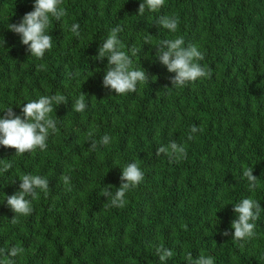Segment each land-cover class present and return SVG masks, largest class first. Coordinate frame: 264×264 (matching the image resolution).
I'll use <instances>...</instances> for the list:
<instances>
[{"label": "trees", "instance_id": "16d2710c", "mask_svg": "<svg viewBox=\"0 0 264 264\" xmlns=\"http://www.w3.org/2000/svg\"><path fill=\"white\" fill-rule=\"evenodd\" d=\"M142 0H63L66 15L51 18L53 46L42 59L8 30L33 10L34 0H0V116L12 107L60 93L68 104L54 106L59 131L44 151L16 155L0 146V248L20 246L15 264H160L155 248L175 255L167 264H188L201 254L215 264H264V211L255 237L234 241L233 205L244 198L264 209V0H165L157 11L137 14ZM161 15H178V32L157 25ZM78 23L79 36L70 29ZM140 53L134 69L149 82L135 93L116 95L103 87L107 59L95 60L110 30ZM178 35L197 45L213 69L211 79L171 87L166 66L156 56L160 40ZM149 40V44L145 41ZM43 65V68L39 66ZM85 95L83 113L72 110ZM192 125L202 128L188 140ZM107 134L108 145L90 151L87 132ZM185 144L188 157L169 163L156 149L170 141ZM138 161L144 181L126 194L124 208H104L106 185L119 187L122 168ZM253 167L258 186L250 190L243 170ZM49 179L50 193L32 201L29 216L16 215L6 196L19 190L23 174ZM62 175L71 177L64 185ZM70 188V190H69ZM243 245V247H241ZM4 259V258H0Z\"/></svg>", "mask_w": 264, "mask_h": 264}, {"label": "clouds", "instance_id": "9594fccd", "mask_svg": "<svg viewBox=\"0 0 264 264\" xmlns=\"http://www.w3.org/2000/svg\"><path fill=\"white\" fill-rule=\"evenodd\" d=\"M63 0H34L33 10L23 15L18 23H9L8 30L18 34L23 45L27 46L30 55L42 59L47 51L53 46V36L49 32V26L55 21L61 20L66 15L65 8L61 7ZM165 4V0H142L139 4L138 13L143 15L145 10L155 12ZM157 25L172 33L178 32L180 18L178 15H161L156 21ZM78 23L71 26L70 31L79 36ZM123 31L120 25L113 27L107 38L98 48V54L95 60L103 62L107 59V65L104 70L102 84L103 87L110 89L116 95H125L135 93L137 85L149 82V75L145 69H134L133 58L140 53V49L132 46L125 51V45L119 39V33ZM150 41L146 39L145 44ZM6 40L0 36V46L4 47ZM156 56L160 63L166 66L169 73L174 76L169 77L171 87L182 88L198 79H211L213 69L207 64L201 63L205 60V54L197 45L186 44L185 38L178 35L173 39L160 40L156 46ZM43 68V65L39 66ZM61 104L67 105L68 98L65 95L57 93L55 95L40 96L36 100H31L22 106L23 118L17 115L12 107L2 111L0 116V146L13 148L16 155H23L28 152H35L37 149L44 151L47 148V141L50 134L59 131L57 119L52 117L54 106ZM87 108L86 98L83 92L76 98L72 105V110L77 113H83ZM203 129L192 125L189 129L187 139L192 140L193 134ZM87 138L90 141V151H95L98 145H108L111 137L103 135L99 141L95 139V129L87 132ZM167 156L169 163L180 162L187 159L188 152L185 144H178L176 141H170L168 144H161L156 149V156ZM13 167L11 161L0 163V172H8ZM243 177L247 179L250 190H255L258 186V178L253 175V167L243 170ZM145 179V173L138 161L128 163L122 168L120 177L121 183L115 192L114 186L106 185L103 187L101 195L107 197L104 208H124L127 204L126 194L137 188ZM21 183L19 190L10 196H6L7 206L16 214L11 220L17 223L18 216H29L33 212L32 201L38 200L40 194L49 195V179L37 174H23L19 177ZM61 181L64 185L71 184L69 175H62ZM70 190V188H69ZM233 211L237 218L231 223L234 232L225 230L221 235L232 236L234 241H246L255 237L257 221L261 217L262 211L260 201L248 197L233 205ZM243 247V245H241ZM156 255L160 264H167L175 253L160 244L155 248ZM25 249L20 246H13L10 249L0 248V264H15L14 259L18 255L24 254ZM185 259L188 264H215L214 257L201 254L193 258L191 252H187Z\"/></svg>", "mask_w": 264, "mask_h": 264}]
</instances>
